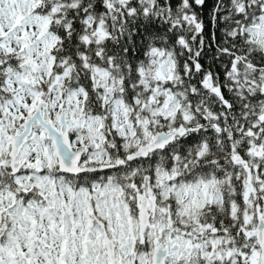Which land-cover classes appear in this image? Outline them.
I'll list each match as a JSON object with an SVG mask.
<instances>
[{"label":"snow or ice","instance_id":"snow-or-ice-1","mask_svg":"<svg viewBox=\"0 0 264 264\" xmlns=\"http://www.w3.org/2000/svg\"><path fill=\"white\" fill-rule=\"evenodd\" d=\"M0 264H264V0H0Z\"/></svg>","mask_w":264,"mask_h":264}]
</instances>
